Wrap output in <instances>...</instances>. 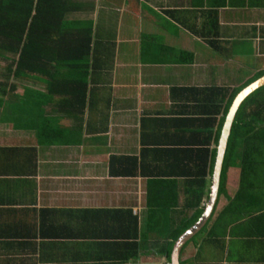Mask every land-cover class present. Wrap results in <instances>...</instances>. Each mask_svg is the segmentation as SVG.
<instances>
[{
    "label": "crops",
    "instance_id": "crops-1",
    "mask_svg": "<svg viewBox=\"0 0 264 264\" xmlns=\"http://www.w3.org/2000/svg\"><path fill=\"white\" fill-rule=\"evenodd\" d=\"M92 5L85 87L68 95L75 108L63 103L72 89L64 80L54 96L37 82L36 105L22 81L10 79L8 89L21 87L0 94V264H170L168 236L197 152L217 144L220 86H210L205 54L220 40L242 42L238 34L264 42L263 1ZM258 149L242 174L238 158L228 167L202 245L183 248L180 264H264V144ZM159 190L180 204L166 205Z\"/></svg>",
    "mask_w": 264,
    "mask_h": 264
},
{
    "label": "trees",
    "instance_id": "trees-1",
    "mask_svg": "<svg viewBox=\"0 0 264 264\" xmlns=\"http://www.w3.org/2000/svg\"><path fill=\"white\" fill-rule=\"evenodd\" d=\"M92 3L93 0H0V59L8 62L2 69L4 72L1 74L0 94L8 91L9 95L14 94L15 86L13 84L8 89L10 79L24 80L28 82V86L22 87L24 94L27 97H34L32 104L36 105L35 98L39 94L34 89V85L37 82L44 86L49 96H54L55 91L62 88L61 80H64V88L68 86L72 89L64 92L63 103L68 104L72 109L75 108L73 104L78 103L77 99L72 96L68 97V95L74 89L85 87L83 79L88 75V66L84 65V62L87 63L94 36L93 22L86 19L85 16L88 13L91 15L94 7ZM262 75L264 73L256 77L251 76L239 89H215L214 94L219 95L220 98L214 103L213 110L215 113H221L217 123L218 129L214 131L215 142L218 140L222 123L233 98L242 88ZM69 77L72 79L67 84ZM78 92L80 93V90ZM24 98L25 96L18 97L19 103ZM213 100V96H210L209 101ZM0 105H2L1 100ZM21 105L26 107V98ZM29 109L34 108L30 107ZM263 144L264 85L245 97L237 108L224 154L219 193L225 192L226 173L228 167L236 162V158L240 161L242 174L244 172V157L252 155L254 151L258 154V147ZM10 150L13 151L14 148H10ZM201 152V150L197 152L198 163L193 166L196 172L195 177L188 180L183 189L187 195L180 206L181 209L178 210L179 215H184L183 227L178 232L179 220L177 226H173L172 232L168 236V240L171 241L167 248L168 258L174 242L198 221L204 208V205L201 207L198 205L210 185L216 150L215 148L205 149L204 153ZM159 191L164 193V190ZM161 199L165 201L166 205L169 204L173 207L180 204L174 191L171 194L170 192L166 195L164 193Z\"/></svg>",
    "mask_w": 264,
    "mask_h": 264
},
{
    "label": "rangeland",
    "instance_id": "rangeland-1",
    "mask_svg": "<svg viewBox=\"0 0 264 264\" xmlns=\"http://www.w3.org/2000/svg\"><path fill=\"white\" fill-rule=\"evenodd\" d=\"M264 2V0H248L251 2V5L254 2ZM242 2V0H241ZM264 32V29H263ZM229 34L223 33L220 36V39L228 38ZM237 38L242 39L241 41L235 42H227L226 40L219 42L218 51L215 55L210 56L205 54V64H209V68L211 67V75H209L210 86H213L215 81L219 80V86L223 89L228 88H236L239 89L240 86L245 85L246 81L252 76L256 77L262 73H264V42H261L258 45L253 44V41H245L248 36H243V34H238ZM244 40V41H243ZM258 46V55L257 58L254 57L256 48ZM235 54L246 55L244 58H234ZM247 58V59H246ZM211 59V60H210ZM210 61V62H209ZM8 62L2 61L0 59V70L2 71L5 68ZM253 79V78H251ZM25 81L22 80V84L24 86ZM21 87V83L19 82V86ZM219 87V89H220ZM236 167V166H234ZM180 198H184V196H180ZM183 201V200H182ZM179 217V214H178ZM184 215L182 214L176 221L175 226H177L180 220V226L178 228V232L183 227L182 220ZM185 223V222H184ZM201 231L196 237H194L185 248L195 247L197 244L202 245V234ZM201 240V241H200ZM184 248V249H185Z\"/></svg>",
    "mask_w": 264,
    "mask_h": 264
},
{
    "label": "water",
    "instance_id": "water-1",
    "mask_svg": "<svg viewBox=\"0 0 264 264\" xmlns=\"http://www.w3.org/2000/svg\"><path fill=\"white\" fill-rule=\"evenodd\" d=\"M263 85H264V75H262L255 81L251 82L250 84L242 88L233 98L228 108V111L225 115L220 130V135L217 144L215 146L216 154H215L213 170L211 174V183L209 186L208 197L204 202V208L202 214L198 219V221L194 225H192L189 229H187L183 234H181L178 237V239L174 242L170 254V264H180L179 256L182 251V248L204 227L205 223L211 216V213L214 209V205L216 203L218 196L224 154L226 151L230 129L235 119L237 108L239 107L240 103L245 99V97L249 96L252 92L262 87Z\"/></svg>",
    "mask_w": 264,
    "mask_h": 264
}]
</instances>
